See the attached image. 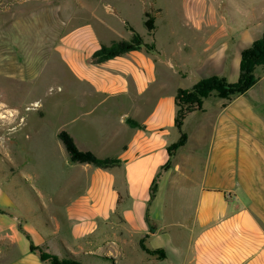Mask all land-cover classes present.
<instances>
[{
    "label": "crops",
    "instance_id": "0c3cea01",
    "mask_svg": "<svg viewBox=\"0 0 264 264\" xmlns=\"http://www.w3.org/2000/svg\"><path fill=\"white\" fill-rule=\"evenodd\" d=\"M205 5L197 2V11L183 18L190 36L183 46L191 55L181 64L176 63L182 58L180 48L171 54L142 48L99 61L96 53L106 46L95 41L91 25L66 26L60 40L54 28L40 29L37 18L57 16L59 9L29 13L26 16L33 22L16 26V39H27L32 45L44 36L53 41L60 59L55 64L64 67L69 93L65 98L71 107H81L64 124L68 134L74 140L70 131L77 125L83 133L100 130L97 139L113 143L116 152L93 154L118 162L107 169L69 165L84 172L87 192H68L74 189L68 182L65 192H54L52 200L50 195V202L41 205H25L23 191L12 194L0 184V264H49L30 246L51 250L53 244L65 259L80 264H96L89 259L99 252L122 264H264V69L245 94L229 101L205 100L202 111L190 113L184 124L193 125V134H184V145L170 161L168 148L179 139V133L169 139L170 129L175 128L179 85L173 95L153 99L148 95L160 83L144 64L147 60L174 81L185 80L191 70L189 74L176 70L172 58L181 68L192 66L201 79L222 76L230 84L238 81L241 53L264 34V6L235 9L218 25ZM12 34V30L0 31V39ZM196 49L201 50L200 59L189 64ZM35 50L29 55L33 62L43 56ZM4 55L0 52V74L14 70L24 77L31 70L27 64L16 68ZM135 100L144 105L147 116L141 117ZM128 101L129 109L115 123L113 139L101 130L104 114L99 109L110 102ZM120 130L128 133V139L116 136ZM154 180L157 188L151 199ZM61 223L74 231L72 241L60 234ZM146 251L159 252L162 258Z\"/></svg>",
    "mask_w": 264,
    "mask_h": 264
},
{
    "label": "rangeland",
    "instance_id": "374dc122",
    "mask_svg": "<svg viewBox=\"0 0 264 264\" xmlns=\"http://www.w3.org/2000/svg\"><path fill=\"white\" fill-rule=\"evenodd\" d=\"M197 2H206V10L210 9L213 15H216L218 25L221 24V18H224L228 12L234 13L235 9L244 11V6L248 8L264 6V0H0V31H13L11 38L0 39V52L12 59L16 68L20 64L21 67L25 64H27L26 67H31L24 77H19L18 73L15 75L14 70V72L0 74V184L12 194H16L18 189L23 191L25 205L33 206L34 203L39 205L42 202L49 203L50 195L52 200L54 192H65L66 184L69 183L74 189H69L68 192H87L88 187L84 185L86 175L79 170L70 169L69 165L97 167L87 163L71 162L58 137L61 132H65L72 139L68 134L69 129H65L64 124H67L66 121L71 116L70 114L73 111H80L81 107H71L72 105L68 103L69 99L65 98V95L69 93H66L63 80L64 67L62 64H55V61L60 59L58 52L54 50L53 41L51 42L48 36H44L42 41L32 45L31 41L27 43V39L15 38L17 25L27 26L28 23L33 22V18L27 17V14L42 8L47 11L59 9L57 16L48 15L39 19L36 17L40 29L48 26L54 28L59 40L64 35L61 29L66 26L68 29H75L91 25L96 34L95 41L106 46L103 47L104 49H109L120 42L129 45L134 39V34L142 43L155 46L160 53L171 54L180 48L182 58L178 57L179 62L176 63L181 64L182 60L191 55L188 53V48L183 46L185 42L190 41V36L185 33V29L188 28L184 27L183 18L197 11ZM146 13H149L153 19L151 31L145 27ZM33 26H36V21ZM143 32L147 37L140 36ZM60 34L62 36H59ZM34 39L38 41L39 38ZM24 45L31 46L26 49ZM34 46L43 54L40 60H35V62L29 57L35 50ZM195 52L196 56L189 64L200 59L201 50L196 49ZM48 55H51V60H46ZM96 59L100 58L96 55ZM175 61L177 58H172L171 62L176 66V70L178 68L181 70V73L189 74L188 70H191L183 81H174L172 76L161 67L148 60L144 62L148 69H152L151 72L160 83L155 90L150 89L148 95L149 97L152 95V99L155 95H173L176 84L179 85V89H190L194 83L201 80L200 73L194 72L192 66L189 69L188 67L181 68ZM228 67L225 70H228ZM262 68L264 69V66L256 69V77L263 70ZM214 99L217 100L214 97L206 100ZM129 102L124 104L110 102L99 109V113L104 114L100 124L101 130L110 137L112 136L111 138H115V135L113 136L115 123L124 110L129 109ZM134 102L141 112V117L147 116L144 105L139 100ZM78 103L82 104L81 101ZM77 126L70 133L74 137L72 141L79 152L90 151L99 156H109L116 152L113 143L111 145L97 139L100 130L83 133L80 126ZM193 130V125L188 123L183 124L181 128V132L185 135H192ZM170 133L169 139L172 140L175 135H178L175 128L170 129ZM116 136L119 139H128V133L122 130L118 131ZM75 142L87 151H81ZM113 165L110 164L103 169ZM37 215L35 213L33 217ZM61 224L60 234L72 241L74 231L67 224ZM52 238L57 242L54 235ZM38 248L43 254L54 257L58 262L67 260L54 244L51 250L46 246ZM89 261L96 264H122L110 254H101V252L94 253Z\"/></svg>",
    "mask_w": 264,
    "mask_h": 264
},
{
    "label": "trees",
    "instance_id": "16d2710c",
    "mask_svg": "<svg viewBox=\"0 0 264 264\" xmlns=\"http://www.w3.org/2000/svg\"><path fill=\"white\" fill-rule=\"evenodd\" d=\"M145 18V27L147 30L151 31L153 19L150 17L149 13L145 14ZM142 48L149 52L155 51L153 45L142 43L136 34H134V39L129 45L120 42L109 49H101L96 55L101 60H109L127 52ZM240 59L239 78L234 84L228 83L224 77L220 76L201 79L190 89L177 90L174 98V105L176 107L174 127L179 133V139L175 144L168 148L169 161L186 141V136L181 132L184 121L190 113L202 111L206 99L214 97L229 101L237 96L245 94L249 89L256 85L257 77L255 76V71L257 68L264 66V34L260 39L253 42L250 48L241 53ZM58 137L63 143L70 157V161L73 163H87L100 168H105L110 164H116L118 162L115 159L99 160L90 152H79L72 139L65 132H61ZM156 188L157 184L156 180H154L150 189L151 199L154 198ZM30 249L32 252L37 253L43 262L49 264H80L79 262L70 259H67L65 262H58L54 257L43 254L39 248H35L32 245L30 246ZM146 253L148 255L162 258V255L159 252L146 251Z\"/></svg>",
    "mask_w": 264,
    "mask_h": 264
},
{
    "label": "bare ground",
    "instance_id": "6f19581e",
    "mask_svg": "<svg viewBox=\"0 0 264 264\" xmlns=\"http://www.w3.org/2000/svg\"><path fill=\"white\" fill-rule=\"evenodd\" d=\"M35 106V105H34Z\"/></svg>",
    "mask_w": 264,
    "mask_h": 264
}]
</instances>
